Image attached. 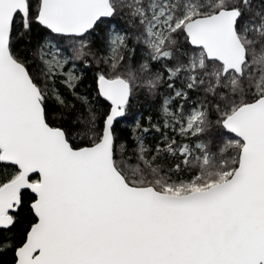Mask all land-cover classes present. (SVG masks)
Wrapping results in <instances>:
<instances>
[{"label":"snow or ice","instance_id":"obj_1","mask_svg":"<svg viewBox=\"0 0 264 264\" xmlns=\"http://www.w3.org/2000/svg\"><path fill=\"white\" fill-rule=\"evenodd\" d=\"M0 264H264V0H0Z\"/></svg>","mask_w":264,"mask_h":264}]
</instances>
